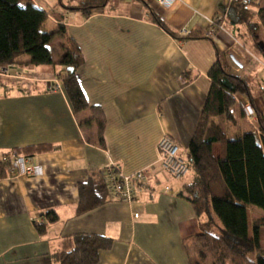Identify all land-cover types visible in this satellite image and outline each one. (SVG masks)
Masks as SVG:
<instances>
[{"label":"crops","instance_id":"0c3cea01","mask_svg":"<svg viewBox=\"0 0 264 264\" xmlns=\"http://www.w3.org/2000/svg\"><path fill=\"white\" fill-rule=\"evenodd\" d=\"M252 1L254 13L264 7V0ZM244 2L176 0L163 7L156 0H108L90 16L51 8L50 15L64 18L65 28L64 34L55 32L50 44L55 64L12 65L8 76H0V264H61L59 258L75 248L80 235L107 240L98 264H190L187 246L208 220L198 218L180 194L192 177L176 181L163 171L158 143L168 135L189 155L217 50L251 91V98L236 97L246 118L225 126L231 136L258 125L252 102L264 117V27L257 34L263 43L258 48L248 28L230 20L232 10ZM153 14L174 32L198 38H173ZM212 20L218 21L211 25ZM253 21L261 24L257 15ZM67 40L82 52L77 77L88 104L102 112L103 144L91 110L75 114L63 88L48 90L67 71L60 64ZM248 107L255 112L252 120ZM40 146L46 149L20 154L41 166L43 175L10 177L13 154ZM220 152L221 147L214 155ZM110 168L124 175L145 170L148 188L133 203L107 196L99 202L96 189L105 185ZM81 195L87 198L80 211ZM50 211L58 215L57 222L47 219ZM248 217L251 224L255 218L249 211Z\"/></svg>","mask_w":264,"mask_h":264},{"label":"trees","instance_id":"16d2710c","mask_svg":"<svg viewBox=\"0 0 264 264\" xmlns=\"http://www.w3.org/2000/svg\"><path fill=\"white\" fill-rule=\"evenodd\" d=\"M73 2L76 5L66 6L60 0L58 10L80 11L85 16H90L94 11L105 8L108 0ZM232 11L231 22L245 25L256 46L263 47L257 34L260 27H264V7L254 13L250 6L244 4ZM256 15L261 24L254 23L253 17ZM51 16L58 21V26L51 22ZM152 18L173 38H198L174 32L155 14ZM63 19L56 12L50 15L33 0H0V66L54 65L50 44L55 32L65 33L61 24ZM226 56L217 50L218 59L208 73L210 90L186 157L192 182L184 185L180 194L191 203L198 218L207 217L208 220L203 233L194 236L187 246V254L190 264H264V248L260 239L264 217L251 224L248 217L250 207L264 211V117L259 115L252 102L251 107L255 109L258 121L256 131L231 136V132L225 127L237 125L239 120L246 118L236 97L242 95L251 98L249 83L233 73L225 62ZM22 58L28 61L21 63L19 60ZM60 64L67 71L59 76L58 81L74 113L91 110L100 144H103L105 122L100 109L91 107L86 100L77 77V70L84 65V58L80 48L72 40H67V51ZM68 68H72V71H68ZM214 144L221 147L219 156L214 155ZM43 149L46 147H32L14 154L25 152L30 155ZM85 186L82 185L81 193ZM106 190L103 183L97 187L96 198L99 202H106V196L109 200L108 195H105ZM86 198L87 195H81L80 211L83 210ZM46 217L51 223L58 221V215L54 211L48 212ZM250 226L253 229L252 236ZM214 231L219 232L215 234ZM75 243V248L59 258L61 264H98L99 251L108 242L96 236L80 235L75 238ZM253 254H256L255 260H251Z\"/></svg>","mask_w":264,"mask_h":264},{"label":"built area","instance_id":"2783aa9c","mask_svg":"<svg viewBox=\"0 0 264 264\" xmlns=\"http://www.w3.org/2000/svg\"><path fill=\"white\" fill-rule=\"evenodd\" d=\"M176 0H156L160 6L170 7ZM252 0H245L244 4L251 6ZM218 20L210 21L215 25ZM223 30V27H217ZM13 66H0V76H8ZM49 91H62L59 81H53L49 86ZM248 117L252 120L255 112L251 108L246 109ZM159 164L163 171L168 173L176 181L184 180L190 174V167L187 156L182 152L179 144L170 136H163L158 143ZM8 173L10 177L19 176H41L43 168L34 165L31 157L22 154H13L8 162ZM105 186L109 200L124 203H133L137 196L148 188L146 171H137L131 175H124L113 168L106 171ZM135 217H138L136 215Z\"/></svg>","mask_w":264,"mask_h":264},{"label":"rangeland","instance_id":"374dc122","mask_svg":"<svg viewBox=\"0 0 264 264\" xmlns=\"http://www.w3.org/2000/svg\"><path fill=\"white\" fill-rule=\"evenodd\" d=\"M36 2L38 3V5L39 6H41L44 10H46L47 12H49V11H51V8H53V6L55 5V7L57 8V9H59L57 6H59L60 4V0H36ZM62 5H71V6H74V5H76V3L75 2H71V0H62ZM62 10V12H65V10L64 9H61ZM127 12H129L128 10H126ZM54 25H57V24H54ZM58 26V25H57ZM262 31H264L263 29L261 30V37H263V35H262ZM225 62H227V63H229L228 62V60H226L225 59ZM229 65V64H228ZM230 67V66H229ZM231 68V67H230ZM248 116V115H247ZM249 118V117H248ZM250 123V122H249ZM252 123V122H251ZM247 129H249L250 130V127H249V125L248 124H245L244 125ZM250 126H252V124L250 125ZM253 128H255L254 129V131H256L257 130V127H258V125L257 124H255V126H252ZM246 129V130H247ZM213 148H214V153H215V155H217L218 154V152H219V148H220V146H219V144H215L214 146H213ZM251 209L249 210V216L250 217H252V218H255V220H258V219H261L262 217H259V216H263L264 215V211L263 210H261V209H259V208H257V207H250ZM255 220H253V221H255ZM252 221V222H253ZM219 223V222H218ZM213 230H214V228H212ZM215 232V234H217L218 232L217 231H214ZM250 235L252 236L253 235V229H250ZM260 239H261V244H262V246H263V248H264V228H261L260 229ZM256 259V254H253L252 256H251V260H255Z\"/></svg>","mask_w":264,"mask_h":264},{"label":"water","instance_id":"95a60500","mask_svg":"<svg viewBox=\"0 0 264 264\" xmlns=\"http://www.w3.org/2000/svg\"><path fill=\"white\" fill-rule=\"evenodd\" d=\"M231 59H233V61H234L235 63H237L233 56H231ZM237 64H238V63H237ZM68 71H72V68H68Z\"/></svg>","mask_w":264,"mask_h":264}]
</instances>
